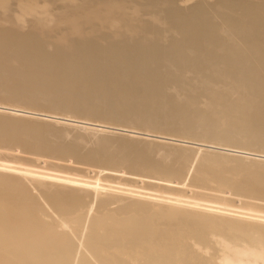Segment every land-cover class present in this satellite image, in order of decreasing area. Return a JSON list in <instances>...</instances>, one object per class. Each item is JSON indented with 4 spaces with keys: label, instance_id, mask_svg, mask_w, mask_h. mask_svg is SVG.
<instances>
[{
    "label": "bare ground",
    "instance_id": "1",
    "mask_svg": "<svg viewBox=\"0 0 264 264\" xmlns=\"http://www.w3.org/2000/svg\"><path fill=\"white\" fill-rule=\"evenodd\" d=\"M0 264H264V0H0Z\"/></svg>",
    "mask_w": 264,
    "mask_h": 264
},
{
    "label": "rangeland",
    "instance_id": "2",
    "mask_svg": "<svg viewBox=\"0 0 264 264\" xmlns=\"http://www.w3.org/2000/svg\"><path fill=\"white\" fill-rule=\"evenodd\" d=\"M72 166H74V165H72ZM75 167H77V166H75Z\"/></svg>",
    "mask_w": 264,
    "mask_h": 264
}]
</instances>
